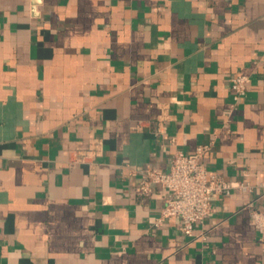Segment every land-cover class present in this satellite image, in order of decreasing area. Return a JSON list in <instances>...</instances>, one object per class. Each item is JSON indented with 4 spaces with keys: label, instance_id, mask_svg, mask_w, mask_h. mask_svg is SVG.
Segmentation results:
<instances>
[{
    "label": "crops",
    "instance_id": "1",
    "mask_svg": "<svg viewBox=\"0 0 264 264\" xmlns=\"http://www.w3.org/2000/svg\"><path fill=\"white\" fill-rule=\"evenodd\" d=\"M198 146L256 189L155 227L135 171ZM261 183L264 0H0V264H264Z\"/></svg>",
    "mask_w": 264,
    "mask_h": 264
},
{
    "label": "built area",
    "instance_id": "2",
    "mask_svg": "<svg viewBox=\"0 0 264 264\" xmlns=\"http://www.w3.org/2000/svg\"><path fill=\"white\" fill-rule=\"evenodd\" d=\"M248 83L249 78L245 75L237 74L230 78V89L235 101L245 96ZM208 150V146H198L190 154L176 152L166 172L150 168L135 171L140 177V195L148 196L156 185L166 191L155 227L174 220L181 234L192 237L194 227L211 213L213 199L227 196L233 191L245 195L254 192L256 188L249 182H225L216 175L208 174L202 162ZM258 187L262 190L259 198L264 197V183ZM242 209L249 212L250 222L259 234V241L264 243V209L256 208L254 201L245 203ZM198 237L204 238L203 234Z\"/></svg>",
    "mask_w": 264,
    "mask_h": 264
}]
</instances>
